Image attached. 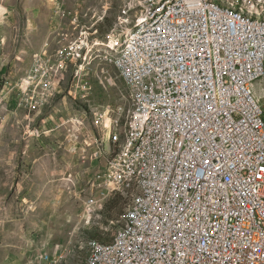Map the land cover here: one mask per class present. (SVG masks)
<instances>
[{
    "label": "built area",
    "instance_id": "built-area-1",
    "mask_svg": "<svg viewBox=\"0 0 264 264\" xmlns=\"http://www.w3.org/2000/svg\"><path fill=\"white\" fill-rule=\"evenodd\" d=\"M66 3L53 0L50 33L61 31ZM77 7H84V0H76ZM143 46H150L145 61L168 67V74L153 72L154 80L162 84V107L177 123L182 142L169 205L157 210L155 193L151 216L142 210L143 228L131 229V236L165 245L184 264H264V104L257 94L259 88L264 91L263 26L241 24L198 0H184L148 41L137 44V52ZM69 48L59 39L55 67L47 69L42 45L10 89L14 103L5 104L0 93L2 111L24 108L30 122L31 115L40 114L43 97L61 85L58 62L65 61ZM172 76H179V86H172ZM121 107L108 127H102L103 114H96L104 138L93 142L91 159L102 162L78 194L83 213L99 208L106 191L118 185L116 177L126 178L139 155L141 145H133V152L115 159ZM112 165H119V172H112ZM118 248L122 264H160L154 255H136L122 244ZM62 252L59 245L51 255L41 250L32 264H55ZM96 260H110V248L104 247Z\"/></svg>",
    "mask_w": 264,
    "mask_h": 264
},
{
    "label": "rangeland",
    "instance_id": "rangeland-1",
    "mask_svg": "<svg viewBox=\"0 0 264 264\" xmlns=\"http://www.w3.org/2000/svg\"><path fill=\"white\" fill-rule=\"evenodd\" d=\"M218 1L264 18V0ZM53 7V0H0L5 104L14 103L10 89L42 45L47 69H54L55 44L59 39L70 44L65 61L58 62L61 85L43 97L44 109L31 115V122L25 121L24 108L2 111L0 106V114L6 113L0 116V264H32L39 251L51 255L56 245L63 252L55 264H80L93 243L113 239L136 197L132 179L123 184L116 179L118 185L106 191L99 208L87 213L78 196L102 162L91 159L93 142L104 138L96 114H103L102 127H108L122 105L118 133L130 107L126 86L108 58L120 26L136 22L135 0H84L77 9L76 0H67L57 33H50ZM257 94L264 104V91L259 88Z\"/></svg>",
    "mask_w": 264,
    "mask_h": 264
},
{
    "label": "bare ground",
    "instance_id": "bare-ground-1",
    "mask_svg": "<svg viewBox=\"0 0 264 264\" xmlns=\"http://www.w3.org/2000/svg\"><path fill=\"white\" fill-rule=\"evenodd\" d=\"M184 0H135L139 13L132 16L136 22L123 24L109 53L108 60L120 74L124 82L130 107L120 132L114 142L115 159H124L125 154L133 152V145H141L136 161L128 170L126 178L116 177L120 184L132 179L136 197L125 213L124 223L108 243L92 244L87 257L80 264H98V256L103 248H110V260L99 264H122L119 244L132 250L136 255H154L160 264H184L171 255L165 245L144 243L142 238H133L131 229L143 228L144 216H151L156 193L157 210H165L172 194V171L178 165V153L182 135L177 133V123H172L171 114L162 107V84H156L153 72L168 74L164 64L144 60V53H150V46H143L137 52V44L148 41L157 32V26L173 15L175 8ZM201 6L216 10L241 24L262 25L264 18L249 14L244 7L237 8L233 3L223 4L218 0H198ZM141 3V4H140ZM158 3V4H157ZM130 17V19L132 20ZM172 86H179V76L171 77ZM263 103V102H261ZM153 117L154 121H153ZM121 125V124H120ZM119 131V130H118ZM112 172H119V165H112Z\"/></svg>",
    "mask_w": 264,
    "mask_h": 264
}]
</instances>
